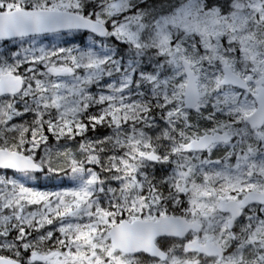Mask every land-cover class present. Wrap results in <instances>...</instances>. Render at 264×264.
Masks as SVG:
<instances>
[{
	"label": "snow or ice",
	"instance_id": "obj_1",
	"mask_svg": "<svg viewBox=\"0 0 264 264\" xmlns=\"http://www.w3.org/2000/svg\"><path fill=\"white\" fill-rule=\"evenodd\" d=\"M0 252L264 264V0H0Z\"/></svg>",
	"mask_w": 264,
	"mask_h": 264
},
{
	"label": "rangeland",
	"instance_id": "obj_2",
	"mask_svg": "<svg viewBox=\"0 0 264 264\" xmlns=\"http://www.w3.org/2000/svg\"><path fill=\"white\" fill-rule=\"evenodd\" d=\"M43 43L45 46H51L54 44H58V45H63L65 47H84V46L90 44L91 41L88 38L87 34H85V36L84 35L82 36L78 33L75 36H73V35L59 36V37L48 36V37L43 39ZM9 47H12V45L9 44ZM97 135H103V133H98ZM49 143L52 144L53 148L57 147V145L54 143L53 138H51V137H50ZM61 143H63V141H61ZM52 176H54V178H55L53 181L54 185L58 184V183H62L64 178H66L67 181L70 183V185L65 183L66 185H68L66 187L71 186V181L68 179V176L65 175L64 172L50 173L49 175H44L42 178L44 180H46L47 182H52V178H51ZM50 178H51V180H50ZM35 180H37V178H35V176H33L31 180H26L25 183L27 184V186L33 187V188L38 189V190H43V191H56V190L62 189L61 187H55V188L34 187L32 185L41 181V180H39V181H35ZM66 187L64 186V188H66Z\"/></svg>",
	"mask_w": 264,
	"mask_h": 264
},
{
	"label": "trees",
	"instance_id": "obj_3",
	"mask_svg": "<svg viewBox=\"0 0 264 264\" xmlns=\"http://www.w3.org/2000/svg\"><path fill=\"white\" fill-rule=\"evenodd\" d=\"M83 36V35H82ZM85 36V35H84ZM108 130L107 129H103V128H101V129H99L98 130V132L96 133V134H92V133H89V135H93V136H95V135H97L98 133H106ZM42 186V185H41ZM51 186V185H50ZM55 187V186H54ZM0 254H2V255H6V256H8V255H11L10 253H8V252H0Z\"/></svg>",
	"mask_w": 264,
	"mask_h": 264
}]
</instances>
